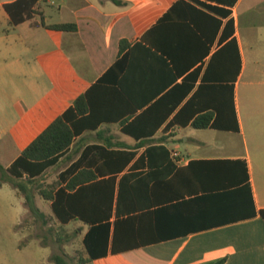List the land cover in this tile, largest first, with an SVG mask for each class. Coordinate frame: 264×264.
Here are the masks:
<instances>
[{
	"label": "crops",
	"instance_id": "obj_1",
	"mask_svg": "<svg viewBox=\"0 0 264 264\" xmlns=\"http://www.w3.org/2000/svg\"><path fill=\"white\" fill-rule=\"evenodd\" d=\"M13 1L0 0V9L5 11L4 5ZM121 1L42 0L39 14L16 27H10L5 11L0 19L1 164L9 168L93 88L91 117L111 120L77 136L70 152L46 172L59 170L58 179L83 169L98 174L97 181L71 193L87 219L102 199V180L116 178L107 254L85 264H264V220L259 214L264 182L258 181L250 147V141L262 146L264 138V20L256 17L264 14V0H237L232 7L216 0ZM221 9L231 14L225 16ZM42 17L47 25L76 24L77 31L47 29ZM122 40L130 45L120 54ZM123 58L119 74L101 84ZM186 77L194 89L145 144L122 132L124 121L147 108L140 102L153 100ZM230 87L234 102L223 106L222 121L232 127L237 121L239 131L167 127L202 89L214 88L229 97ZM103 93L109 96L102 98ZM71 117V122L78 121L75 113ZM195 131H215L227 139L209 150ZM122 135L135 142L122 141ZM111 137L129 148L108 147ZM159 140H165L171 158L152 167L147 148ZM130 152L135 157L128 162ZM120 157L122 164L115 162ZM213 160H241L246 170L240 165L236 175L216 174L208 164L196 163ZM258 168L264 175V164ZM132 173L139 179L151 174L133 200L125 191L133 184L126 182ZM120 183L123 201L117 214ZM132 203L136 211L126 210ZM73 222L83 225L84 239L90 225L78 218Z\"/></svg>",
	"mask_w": 264,
	"mask_h": 264
},
{
	"label": "trees",
	"instance_id": "obj_2",
	"mask_svg": "<svg viewBox=\"0 0 264 264\" xmlns=\"http://www.w3.org/2000/svg\"><path fill=\"white\" fill-rule=\"evenodd\" d=\"M42 0H15L4 5V9L9 17L10 27H16L26 21L34 19L39 14L38 5ZM115 3L124 4L121 0H112ZM223 5L234 6L237 0H216ZM216 9L215 7H213ZM220 12L228 16L230 10L221 9ZM41 25L47 29L76 32L77 25L73 23L47 25L44 17H42ZM129 42L122 40L120 43V54L125 53L129 47ZM125 63V58L118 61L110 71L100 79V83L109 82V78L113 73L120 71L119 68ZM119 74V73H118ZM193 78V77H192ZM194 86L189 82V77L184 78L182 82L175 84L165 93L155 94L153 100H145L140 104H145L147 108L130 122L128 119L122 124V132L141 141L145 144L149 137H152L162 125L179 109L185 99L190 95ZM195 94L181 109L176 113L175 117L168 123L167 127H188L195 129H222L239 131L238 123L232 125L223 123V106L228 101L233 104L234 89L230 87V96L226 92L218 91L214 88L206 89ZM93 91L92 88L86 94L80 96L63 116L57 118L40 136H38L22 153V155L9 167H4L0 162V184L11 183L18 193L24 197L28 210L34 215L37 221L48 224L47 216L37 206L36 196L51 203V209L58 221L66 226L71 224L74 219L90 225V230L83 239L84 247L88 253V258H82L76 264H85L99 256L106 255L105 251L110 236L111 208L114 199L115 176L104 179L102 187L98 191L103 195L96 206V211L92 214L91 219H87L83 212V206L79 203V199L72 196V192L87 187L94 181L99 179L98 174L91 169H83L76 174L64 173L60 178L49 185L42 183L46 172L49 168L57 165L60 160L66 156L74 143V139L86 130H97L102 121L111 120V118L95 119L91 117L93 109ZM128 98L129 94L125 93ZM100 96V95H99ZM108 97L106 93L101 95L102 98ZM99 101V100H98ZM138 109V108H137ZM136 109L135 112L138 110ZM142 109V108H140ZM78 118L76 123L71 122L72 114ZM165 140H159L154 145L147 148L148 161L150 166H162L165 162L170 161L171 151L165 146ZM110 148H129L124 144H115L113 137L106 141ZM140 144V145H141ZM122 154V152L120 153ZM135 157L133 152L129 153L128 162ZM117 163H124L125 159L120 157ZM195 163V162H194ZM200 164H208L209 171L216 174H238L237 166L246 164L241 161L231 160H213L196 162ZM245 164V165H244ZM175 164L172 163V168ZM151 174L146 177L138 178L137 173L129 174L126 182L132 181L133 184L129 189H124L126 195L131 199L140 188L141 184L150 180ZM65 184L64 186H62ZM97 188V187H96ZM123 185L121 186L117 197V214L121 212V202L123 201ZM251 194L250 186L247 187ZM251 202H253L252 197ZM133 200V199H131ZM136 211L137 205L132 203L126 210ZM131 213V212H130ZM261 218L264 220V209L259 211ZM106 217V220H102ZM117 224V223H116ZM55 264H70L64 255L55 254L52 256ZM217 264H224L223 261Z\"/></svg>",
	"mask_w": 264,
	"mask_h": 264
},
{
	"label": "rangeland",
	"instance_id": "obj_3",
	"mask_svg": "<svg viewBox=\"0 0 264 264\" xmlns=\"http://www.w3.org/2000/svg\"><path fill=\"white\" fill-rule=\"evenodd\" d=\"M3 14L5 15V11L0 9V19H3ZM263 15L257 14L256 17L261 21L264 20ZM193 134L197 139L204 140L209 150L227 139V135L215 131H195ZM121 140L135 142L126 135H122ZM261 143L262 146H259L256 141H250L255 172L258 181L262 183L264 175L258 171V165L264 164V138ZM182 151L185 152L184 144ZM2 161L6 162V159L2 157ZM58 172L59 170H53L46 174L42 183L49 185L56 182ZM16 191L11 183L0 184V264H55L52 261L55 254L64 255L70 264H76L85 258L84 227L80 222L62 225L53 214L49 202L37 195V206L47 216L48 224H43L35 219L28 210L24 197Z\"/></svg>",
	"mask_w": 264,
	"mask_h": 264
}]
</instances>
